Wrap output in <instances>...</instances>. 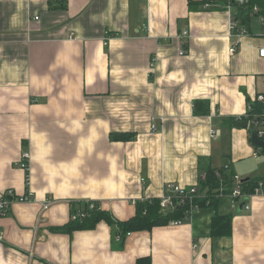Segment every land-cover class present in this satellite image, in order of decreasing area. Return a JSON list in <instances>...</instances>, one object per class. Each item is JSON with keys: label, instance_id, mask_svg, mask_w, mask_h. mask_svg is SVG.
<instances>
[{"label": "crops", "instance_id": "crops-1", "mask_svg": "<svg viewBox=\"0 0 264 264\" xmlns=\"http://www.w3.org/2000/svg\"><path fill=\"white\" fill-rule=\"evenodd\" d=\"M194 1L0 0V194L33 198L0 217V264H264V193L215 189L179 225L121 243L105 221L54 230L71 220V203L96 200L126 220L133 199L157 198L167 183L199 188L208 169L264 177L249 166L264 152L253 155L234 120L264 93V14L254 3L235 36L233 8ZM198 100L207 113L194 111ZM216 214L230 217L229 235L211 234Z\"/></svg>", "mask_w": 264, "mask_h": 264}, {"label": "trees", "instance_id": "trees-1", "mask_svg": "<svg viewBox=\"0 0 264 264\" xmlns=\"http://www.w3.org/2000/svg\"><path fill=\"white\" fill-rule=\"evenodd\" d=\"M207 1L209 3H217L220 5H225L227 3L226 0H197L192 2L193 8H202V4ZM258 2V3H257ZM257 3L261 7V13L264 14V0H249L247 5L239 6L238 4H233V19L236 20L238 27L245 26L248 24L250 12L252 10V5ZM215 4V5H217ZM260 12V11H259ZM246 27V26H245ZM264 94V93H259ZM251 105L255 110H259L261 105L257 102H252L250 99H247V105ZM208 103L204 100H198L193 103V109L195 112L199 114H204L208 112ZM234 118H229V122H233ZM242 120L245 118H241ZM235 120V119H234ZM120 138H128L131 139L133 136L129 134H120ZM117 138L116 137H113ZM264 155V153H263ZM224 168H219L218 171L221 172L223 179L215 176V169H208L205 171L204 180L200 187L198 188L200 191H206L208 196L206 198H196L195 204L198 206L204 205L206 201L213 197V191L219 188L220 181L225 183L227 190L230 191L231 188V175H227L223 173ZM256 178H244L241 179L242 186L244 190L250 191L252 187V183ZM25 185L28 189V169L25 170ZM214 197L212 198V200ZM71 213L72 215L77 214L79 211L84 213V216L78 217L69 220L65 225L60 227H55V231L59 232H72L78 229H91L95 226L99 221L107 222L113 229L112 236L114 241H123L124 237L127 233L131 231L137 230H149L155 225L166 224L171 220H180L183 218L185 210L188 208V205H184L181 208H177L173 210L171 213H166L165 211L160 210L159 199L145 198L137 199L134 203L135 213L132 217L126 220H119L115 218L111 213L106 210L101 209L99 202L96 200H87L78 203H71ZM92 204V209L89 208V205ZM231 231V223L229 216H223L216 214L213 216L211 221V234L215 236L229 235ZM119 237L116 240V237ZM136 264H150V258L141 257L136 260Z\"/></svg>", "mask_w": 264, "mask_h": 264}, {"label": "built area", "instance_id": "built-area-1", "mask_svg": "<svg viewBox=\"0 0 264 264\" xmlns=\"http://www.w3.org/2000/svg\"><path fill=\"white\" fill-rule=\"evenodd\" d=\"M227 3V7L228 8H233V4H238L239 6H244L247 5L249 0H226ZM217 3H214V5ZM213 3H209L207 1H205L202 4V8H208L210 6H212ZM258 7L256 5H252V10L251 12H258ZM250 12V13H251ZM260 21L261 24H263L264 26V18L260 17ZM229 28L231 31L232 35L235 36H240L246 33V29L245 28H239L237 25V22L235 19H232L230 24H229ZM179 36L182 37H188L189 36V31L188 30H183L181 31V33L179 34ZM235 46L232 45L229 48V52H234L235 51ZM185 54L184 50L179 51V55L183 56ZM260 57H264V47L259 49L258 52ZM252 102H258L261 107L259 110H255L250 104L247 105V110L245 111L244 115L242 116L245 119H241L240 118H235V120L237 121H247V129L250 132H254L255 135L257 136L258 139L260 140H264V94H256L252 99H250ZM151 130H155V126L153 124H151L150 126ZM213 135H218V131H213L212 132ZM259 151H261V149L255 148V151L253 152V155L256 156L258 155ZM27 158H28V154L24 153L23 154V162H22V166L26 167L27 166ZM215 176H217L220 179H223L222 174L220 171H215ZM141 182H144V179L141 178L140 179ZM231 180H232V185L230 188V191L227 190V187L225 186V183L223 181H220L219 183V188L218 190L220 191H225L229 193V196L233 199H249L252 196L258 195V194H263L264 193V177H260V178H256L253 183H252V187L250 191H246L244 190L243 186H242V182L241 179L239 178L238 175L234 174L231 176ZM201 197L199 194V189L197 187H190L188 189H185L179 185H174V184H170L167 183L163 186L162 189V194L157 197L159 199V206H160V210L161 211H165L169 208L173 209L175 207L181 208L184 205H188V208L185 210L183 218L180 220H171L169 223L171 225H179L182 221L186 220L189 218L191 212L195 209L196 204H195V199ZM146 198V197H145ZM32 197L29 194V192L21 195V196H13L11 194V192H3L0 194V217H3L7 214L11 203L14 200H17L19 202H30L32 201ZM137 199H142L141 198H137ZM137 199H133L131 202L134 205L135 201ZM51 201L46 199L43 200L41 202V209L42 210H46L48 208V206L50 205ZM92 204L89 205V208L92 209ZM245 208L247 209L248 206L246 205ZM76 216L78 217H82L84 216V213L82 212H78L75 215L71 216V219L76 218ZM129 233H127L126 235H128ZM3 238V232L0 230V239ZM118 236L116 237V240H118Z\"/></svg>", "mask_w": 264, "mask_h": 264}, {"label": "water", "instance_id": "water-1", "mask_svg": "<svg viewBox=\"0 0 264 264\" xmlns=\"http://www.w3.org/2000/svg\"><path fill=\"white\" fill-rule=\"evenodd\" d=\"M235 125L236 126H240V127H247V121H235ZM250 136H251V142L256 145L257 147H259L261 149L262 152H264V140H260L257 138V136L255 135L254 132H250ZM244 205V201L241 202L240 207H242ZM178 207H175L174 210H176ZM166 213H171L173 212V209L169 208L167 210H165Z\"/></svg>", "mask_w": 264, "mask_h": 264}, {"label": "rangeland", "instance_id": "rangeland-1", "mask_svg": "<svg viewBox=\"0 0 264 264\" xmlns=\"http://www.w3.org/2000/svg\"><path fill=\"white\" fill-rule=\"evenodd\" d=\"M262 156H264V155L263 154H260V158L255 159L253 163L250 162V164H249V166H252L254 168V171L250 173L253 176L258 175V174L264 175V159H263ZM256 161H257V164H256V166H254V163Z\"/></svg>", "mask_w": 264, "mask_h": 264}]
</instances>
